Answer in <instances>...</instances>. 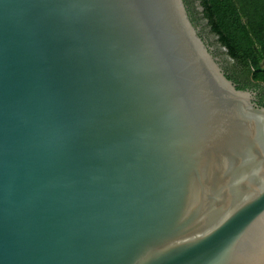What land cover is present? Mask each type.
Listing matches in <instances>:
<instances>
[{"label":"water","instance_id":"95a60500","mask_svg":"<svg viewBox=\"0 0 264 264\" xmlns=\"http://www.w3.org/2000/svg\"><path fill=\"white\" fill-rule=\"evenodd\" d=\"M0 264H264V106L184 0H0Z\"/></svg>","mask_w":264,"mask_h":264},{"label":"trees","instance_id":"16d2710c","mask_svg":"<svg viewBox=\"0 0 264 264\" xmlns=\"http://www.w3.org/2000/svg\"><path fill=\"white\" fill-rule=\"evenodd\" d=\"M199 6L232 62L226 77L238 89H258L264 106V0H199Z\"/></svg>","mask_w":264,"mask_h":264},{"label":"flooded vegetation","instance_id":"af4514ba","mask_svg":"<svg viewBox=\"0 0 264 264\" xmlns=\"http://www.w3.org/2000/svg\"><path fill=\"white\" fill-rule=\"evenodd\" d=\"M187 4V11L189 13L190 19L194 26L198 28L199 34L204 40V42L211 48L212 53L215 57L218 58L221 67L224 72L229 73V69L231 67V60L228 59L225 52L220 49L218 45L217 39L210 32L209 27L207 26V22L203 17L202 9L199 6V0H185ZM188 1L190 3H188ZM246 90L252 91L254 93L255 101L258 104V94L259 91L256 88L248 87ZM262 104L264 105V100H262Z\"/></svg>","mask_w":264,"mask_h":264},{"label":"rangeland","instance_id":"374dc122","mask_svg":"<svg viewBox=\"0 0 264 264\" xmlns=\"http://www.w3.org/2000/svg\"><path fill=\"white\" fill-rule=\"evenodd\" d=\"M263 67H264V65H263Z\"/></svg>","mask_w":264,"mask_h":264}]
</instances>
